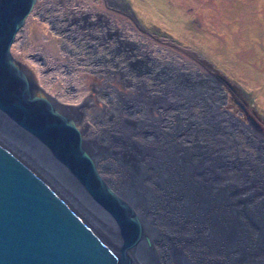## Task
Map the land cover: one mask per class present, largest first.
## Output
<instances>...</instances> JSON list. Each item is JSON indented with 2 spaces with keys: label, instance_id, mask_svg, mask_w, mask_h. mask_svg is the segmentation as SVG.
Wrapping results in <instances>:
<instances>
[{
  "label": "water",
  "instance_id": "95a60500",
  "mask_svg": "<svg viewBox=\"0 0 264 264\" xmlns=\"http://www.w3.org/2000/svg\"><path fill=\"white\" fill-rule=\"evenodd\" d=\"M36 2L0 0V264H136L135 241L150 246L151 240L98 174L72 116L75 109L48 93L12 53ZM211 75L223 92L216 80L224 81ZM203 81L190 94L174 89L182 100L194 103L190 97H196L202 106L184 104L176 93L174 123L161 128L160 136L170 138L173 158L185 162L189 192L201 195L185 206L216 211L212 221L240 229L222 231L238 243L245 240L243 223L264 233V133L253 118L247 115L246 123L227 108L225 93L218 109L204 102L211 85ZM223 114L227 123L219 120ZM195 175L202 180L192 181ZM87 194L116 218L118 239L84 211L91 203ZM251 235V241L263 239Z\"/></svg>",
  "mask_w": 264,
  "mask_h": 264
},
{
  "label": "bare ground",
  "instance_id": "6f19581e",
  "mask_svg": "<svg viewBox=\"0 0 264 264\" xmlns=\"http://www.w3.org/2000/svg\"><path fill=\"white\" fill-rule=\"evenodd\" d=\"M142 51L144 53L147 50L143 47ZM142 60L140 74L145 78L147 74L150 75V68L149 64L145 63L146 59ZM193 67L190 68H193L196 74L185 71L181 75L169 65L159 64L153 76L156 82L155 91H164L165 94L171 91L179 95V92L174 90L179 85L185 94L192 93L199 88L197 84L202 86L204 82L197 77L200 73L196 70L199 69L195 65ZM211 77H206L211 85L210 97L202 100L216 107L219 96ZM163 85L166 86V91ZM156 97L159 103L165 101L159 100V96ZM190 98L197 102L198 107L202 106L200 99ZM117 100V106L105 105L102 110L94 111L91 116H87L84 109L89 105L80 106L81 113L74 110L72 116L78 125L85 149L94 159L98 174L115 195L133 210L144 233L151 240L150 246L146 245L142 238L135 241L131 252L133 261L136 264H264L263 231L243 223L240 232L245 240L231 242L230 238L222 236L223 229L234 232L239 231V228L222 224L221 221H212L211 216L216 211L186 207L185 205L193 204L191 198L201 195L190 193L187 188L185 162L173 158L171 141L166 142L165 138V142L156 141V137L167 136H160L161 132L157 131V127L152 123L151 126L147 122L141 123L143 113L138 114L133 108L125 113V106L121 108L120 99ZM107 101L109 102V99ZM129 116L132 118L129 119ZM220 117V122L226 123L225 117ZM87 118H91L95 127L90 126ZM57 168L61 172L65 170L62 164ZM190 179L194 182L202 180L200 175ZM87 197L91 203L89 207L84 204V211L104 234L118 239L119 223L116 218L93 202L89 194ZM252 232L263 236V239L251 241L254 237L250 236Z\"/></svg>",
  "mask_w": 264,
  "mask_h": 264
},
{
  "label": "rangeland",
  "instance_id": "374dc122",
  "mask_svg": "<svg viewBox=\"0 0 264 264\" xmlns=\"http://www.w3.org/2000/svg\"><path fill=\"white\" fill-rule=\"evenodd\" d=\"M124 1L127 5L130 3L134 11L132 12L127 7L126 12L128 15L123 20L127 26L126 33L129 40H136L135 38L138 37V34H141L143 47L145 48V45H148L149 49L159 50L160 52L156 53L154 51L155 53L152 52V54L157 55L160 60L163 59L161 54H172L179 58L185 57L189 59L196 57L199 62L206 65L207 70H210L217 78H221L226 85L230 86L234 99H237L245 107L250 117L264 131V0ZM90 5L80 4L84 9ZM132 13H135L136 23L132 21L134 19L131 17ZM28 26L29 41H25L23 44V39L19 40L17 45L12 47V53L21 63L26 62L25 56L30 51L45 43L44 37H49V32L38 19L29 18ZM140 27L143 28L142 31L139 30ZM52 46L54 45L50 43L46 48ZM48 51L53 53V55L56 52L55 49L51 50L53 52ZM149 54L151 55V53ZM179 65L187 68L184 63ZM155 70L151 66V76L149 75L150 77L148 78L143 77L148 84H152L149 80L154 79ZM196 71L201 72V70ZM42 73V70L39 72L36 69L39 84L64 104L74 106L83 104L85 106L92 102L90 99L84 100L91 93V89L88 86L89 80L74 81L73 84L76 85L77 93L73 94L65 90V87L70 83L57 76L58 74L52 72ZM178 74L183 75L182 73ZM211 76L210 73L206 74V77ZM216 81L222 87H225L224 84L220 83L219 79ZM163 86L166 91V86ZM216 90L219 96L217 104H219L220 100L223 99V92L219 87ZM156 94V96L171 98L176 92L167 91L165 94L163 91V93L156 92ZM178 97L181 99L180 95ZM111 99L114 100L115 97ZM92 100L97 106L95 109H99L105 101L106 106L109 105L106 98L105 101L103 99ZM84 101L85 103H83ZM192 101L194 103L182 100L184 104H194V108L199 109L197 102L195 100ZM178 105L180 104L178 103ZM88 107L87 111L90 110L89 112H92L93 109ZM218 108L216 106V109ZM227 108L248 123V117L241 108L239 109L232 102ZM223 117H225L227 123V116L223 114ZM128 118L132 117L129 116ZM87 119L90 126L95 127L91 118ZM148 124L151 126L153 123ZM153 125L155 126V124ZM156 130L160 132L161 128L157 127ZM160 138L156 137L158 143L163 142L164 138L166 142L171 141L168 137Z\"/></svg>",
  "mask_w": 264,
  "mask_h": 264
},
{
  "label": "flooded vegetation",
  "instance_id": "af4514ba",
  "mask_svg": "<svg viewBox=\"0 0 264 264\" xmlns=\"http://www.w3.org/2000/svg\"><path fill=\"white\" fill-rule=\"evenodd\" d=\"M82 3L92 5L84 9L80 6ZM127 7L132 10L131 4H125L124 0H94L90 2L85 0H37L24 28L18 34L14 46L19 40L23 39V44L25 41H29V18L38 19L49 32V37H44L45 43L30 51L25 56L26 62L22 63L34 80L39 83L36 69L39 72L42 70V74L56 73L57 76L70 83L65 87V90L75 94L77 89L73 82L87 79L91 93L84 100L90 99L92 102L88 108L93 109L92 112H89L90 110L87 111L85 108L87 116L98 110L95 109L97 106L92 99H103L104 101L105 98L109 99L108 107L117 106V98H119L120 107L125 106L123 108L125 113L133 108L138 111V114H144L140 118L141 123H153L162 129H169L174 123V109L171 108V105L176 100V96L172 95L171 98L159 96V100L165 101L160 103L157 101L155 79L149 80L151 85L140 74L143 65L142 59H146L145 63L149 64V68L152 66L153 69H157L159 64L169 65L174 69L173 71L182 74L185 71L196 74L193 71V65H195L197 69L201 70L200 75L197 76L199 79H207L204 75L213 73L207 70L206 65L199 62L196 57L189 59L179 58L172 54H161L163 59L160 60L157 55L152 54L154 51L156 53L160 51L149 49L148 45H145L147 51L142 53L144 45L141 34L137 33L136 40H129L127 37V26L123 22L128 15ZM132 12L134 11L132 10ZM116 14L118 15L116 16ZM134 14L132 13L130 16L136 23L137 18ZM139 30L142 31L143 28L140 27ZM50 43L54 46L46 48ZM53 49L56 50L54 55L48 51ZM182 63L187 68L179 65ZM189 66L193 68H189ZM223 83L225 86L223 93L228 99V104L232 102L240 109L242 104L234 99L230 86L226 85L225 81ZM113 97H115L114 100L111 99ZM80 105L83 106V104ZM80 105L71 106L75 111L81 113ZM105 105L106 101L99 109L102 110ZM242 107L244 114L250 116L245 107Z\"/></svg>",
  "mask_w": 264,
  "mask_h": 264
},
{
  "label": "trees",
  "instance_id": "16d2710c",
  "mask_svg": "<svg viewBox=\"0 0 264 264\" xmlns=\"http://www.w3.org/2000/svg\"><path fill=\"white\" fill-rule=\"evenodd\" d=\"M231 104V102L228 104V106Z\"/></svg>",
  "mask_w": 264,
  "mask_h": 264
}]
</instances>
